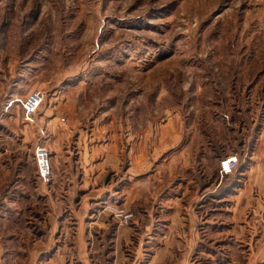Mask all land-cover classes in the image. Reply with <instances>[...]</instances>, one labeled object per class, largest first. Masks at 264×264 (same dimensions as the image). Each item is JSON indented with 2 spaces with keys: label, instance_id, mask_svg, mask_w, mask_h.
<instances>
[{
  "label": "rangeland",
  "instance_id": "rangeland-1",
  "mask_svg": "<svg viewBox=\"0 0 264 264\" xmlns=\"http://www.w3.org/2000/svg\"><path fill=\"white\" fill-rule=\"evenodd\" d=\"M34 90L43 100L35 137L25 120V153L47 150L51 175L40 182L54 185L41 199L72 200L73 213L98 201L116 229L169 231L170 264L245 247L215 237L231 224L217 222L205 189L215 152L264 137V0H0V122L14 112L11 93ZM113 134L120 173L98 200L85 183ZM24 167L32 174L35 160Z\"/></svg>",
  "mask_w": 264,
  "mask_h": 264
},
{
  "label": "crops",
  "instance_id": "crops-1",
  "mask_svg": "<svg viewBox=\"0 0 264 264\" xmlns=\"http://www.w3.org/2000/svg\"><path fill=\"white\" fill-rule=\"evenodd\" d=\"M18 96L11 93L10 104L5 109L13 108L15 115L11 112L0 122L7 132L0 135V142L5 143L0 149V264H144V261L170 264L173 247L167 241L171 238L169 231L153 232L152 226L144 227L139 221L134 226L116 229L111 216L99 211L101 202L98 201L83 199L81 208L73 213L72 200L58 204L50 197L40 198L42 192L51 193L54 185L50 182L42 185L35 168L26 176L24 165L28 157L33 161L34 156L25 153L29 140L20 101L26 97ZM34 122L27 125L34 127L35 137ZM101 139L107 149L98 150L104 157L100 162L103 166L92 171V178L85 183L92 189L88 196L99 195L98 200L114 186V182H107L108 177L113 179L120 173V156L115 152L117 136ZM263 139L262 135L257 138L240 135L234 138L231 149L219 147L215 152L216 175L205 190L213 197L210 204L216 209L215 215H222L217 222L223 218L225 223L231 224L230 228L215 232V237L242 239L245 247L236 245L223 252L209 253L208 264H264ZM229 156H236L238 165L232 174L221 176L218 163ZM162 170L169 173V165ZM57 207L59 211L64 207L65 214H57L54 209ZM232 224L237 226L232 227ZM154 239L158 240V246H153ZM175 244L178 245L173 242V246ZM217 255H223L225 263L215 262Z\"/></svg>",
  "mask_w": 264,
  "mask_h": 264
},
{
  "label": "built area",
  "instance_id": "built-area-1",
  "mask_svg": "<svg viewBox=\"0 0 264 264\" xmlns=\"http://www.w3.org/2000/svg\"><path fill=\"white\" fill-rule=\"evenodd\" d=\"M43 96L38 90L31 92L21 103L25 120L32 122L31 116L36 112L42 103ZM34 160L36 164L37 177L42 182H47L51 175L50 159L47 150L44 147L38 146L35 148ZM238 165L236 156H229L219 161V174L221 176L232 174ZM120 218L127 221L131 218V214H119Z\"/></svg>",
  "mask_w": 264,
  "mask_h": 264
}]
</instances>
